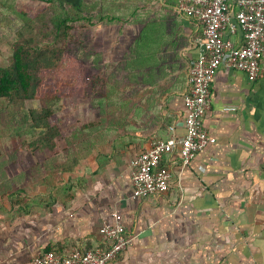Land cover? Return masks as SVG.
I'll return each instance as SVG.
<instances>
[{
  "label": "crops",
  "instance_id": "1",
  "mask_svg": "<svg viewBox=\"0 0 264 264\" xmlns=\"http://www.w3.org/2000/svg\"><path fill=\"white\" fill-rule=\"evenodd\" d=\"M95 2L88 28L101 47L104 92L80 133L69 129L54 150L36 151L45 156L37 173L3 176L0 264L103 246L115 212L134 241L112 264H264V73L255 81L221 67L205 117L217 143L187 166L165 156L169 192L133 199L135 157L169 138L170 127L185 135L184 95L203 26L177 0ZM225 37L244 41L241 31Z\"/></svg>",
  "mask_w": 264,
  "mask_h": 264
},
{
  "label": "built area",
  "instance_id": "2",
  "mask_svg": "<svg viewBox=\"0 0 264 264\" xmlns=\"http://www.w3.org/2000/svg\"><path fill=\"white\" fill-rule=\"evenodd\" d=\"M179 10L203 26L198 41L201 53L189 72V88L184 95L185 135L154 141L132 162L133 199L164 195L171 189V174L161 169L165 156L178 154L184 166L196 155L217 143L205 127L211 108L212 84L221 67L245 73L258 80L264 70V0H177ZM241 31L244 41L237 46L226 39L227 32ZM105 244L92 250L74 248L67 256L43 253L33 264H112L128 250L134 238L128 236L123 216L115 212L113 223L102 229Z\"/></svg>",
  "mask_w": 264,
  "mask_h": 264
},
{
  "label": "rangeland",
  "instance_id": "3",
  "mask_svg": "<svg viewBox=\"0 0 264 264\" xmlns=\"http://www.w3.org/2000/svg\"><path fill=\"white\" fill-rule=\"evenodd\" d=\"M95 1L98 0H87L86 4ZM104 5L105 0H102V7ZM100 10L105 14L104 8ZM64 12L75 19L80 17L79 11L69 4L60 6L43 0H0V67L9 64L12 44L22 35L35 44L50 45L56 49L59 74L76 77L79 84L82 78H86V85L77 90L73 97L63 99L61 109L51 121L65 131L70 129L77 132L75 127L78 125L83 129L82 121L89 119V105L92 106L89 115L93 117V110H96L93 103L96 105L99 95L104 92L105 79L97 72L100 47L97 33L92 36L88 23L76 20L70 24L72 29L68 37H56L53 18ZM101 46L102 50L106 47L104 44ZM43 106L44 103L40 101L15 103L0 98V182L5 175L16 177L22 171L30 170L37 173L35 166L42 164L45 156L42 152H36L40 136L32 129L30 112H41ZM62 146L64 144L59 142V147Z\"/></svg>",
  "mask_w": 264,
  "mask_h": 264
},
{
  "label": "trees",
  "instance_id": "4",
  "mask_svg": "<svg viewBox=\"0 0 264 264\" xmlns=\"http://www.w3.org/2000/svg\"><path fill=\"white\" fill-rule=\"evenodd\" d=\"M43 1L60 6L69 4L79 11L80 17L78 19L73 18L66 12L53 18L55 35L58 38L68 37L69 31L72 29L70 24L75 23L76 20H82L88 25L94 26V22L98 19L97 14L92 11L96 8L93 7L96 2L89 3L88 6L86 1L84 3L83 0ZM57 55L58 51L50 45L35 44L22 35L20 39L12 44V55L9 64L0 67L1 99H7L15 103L27 101L44 103L41 112H37V110H31L30 112L33 119L32 129L38 132L40 136L39 148H37L40 151L54 150L57 147L58 140L63 137L64 133L68 132V129L65 131L59 124H53L51 119L61 109L63 99L73 97L77 90L86 85V78H82L81 84H79L76 77L59 74L56 62ZM47 72L49 73L47 74ZM75 129L76 133H80L81 128L78 125ZM44 253L62 255L52 250Z\"/></svg>",
  "mask_w": 264,
  "mask_h": 264
}]
</instances>
